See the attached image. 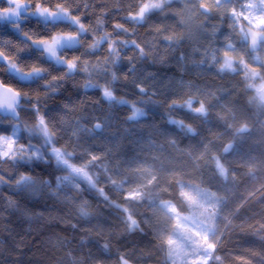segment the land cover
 I'll use <instances>...</instances> for the list:
<instances>
[{
    "label": "trees",
    "instance_id": "16d2710c",
    "mask_svg": "<svg viewBox=\"0 0 264 264\" xmlns=\"http://www.w3.org/2000/svg\"><path fill=\"white\" fill-rule=\"evenodd\" d=\"M12 1L63 10L85 31L31 15L0 22V57L39 73L23 81L0 60V81L23 97L0 136L20 127L18 145L44 159L0 161L12 180L0 184V264H171L176 219L162 203L190 215L207 199L210 264H264V70L232 17L245 1L173 0L142 23L133 16L151 0ZM58 34L79 40L59 64L33 44ZM189 100L205 115L183 109ZM39 129L46 146L25 139Z\"/></svg>",
    "mask_w": 264,
    "mask_h": 264
},
{
    "label": "rangeland",
    "instance_id": "374dc122",
    "mask_svg": "<svg viewBox=\"0 0 264 264\" xmlns=\"http://www.w3.org/2000/svg\"><path fill=\"white\" fill-rule=\"evenodd\" d=\"M8 7L3 10L0 14L1 23H12L15 20H20L24 15L36 16L44 24H55L59 20H70L79 30V34H82L85 30L81 21L70 17L63 10L56 11L51 15L50 19H45L46 15L49 13L48 10L35 9V11L30 10L25 4H15L12 6V0H6ZM198 2L202 0H197ZM245 2L239 6L237 12L234 10L232 17L236 23V27L239 29L242 37L248 41V35L244 28L251 29L253 32L257 33L260 37L261 43H263L262 48L258 53L252 58L253 64L257 66V70L263 68L264 70V0H244ZM173 2V0H151L143 5L138 14L133 16V20L137 23H142L145 15L151 13L154 10H159L162 8L164 3ZM79 40L73 35L58 34L55 38L47 41H36L33 42L36 48L41 49L47 58L51 59L53 62L59 64L60 60V50L64 47H68L71 44H78ZM0 60L7 66L9 73L15 75L23 81L36 79L39 75L37 72L25 74L17 65L12 63L7 58L0 57ZM234 62L227 59L224 64L225 70H234ZM245 65L244 60L241 61ZM260 66V67H259ZM263 66V67H261ZM260 72L255 71L253 74L261 79ZM260 88H264V77L260 81ZM195 102L189 100L187 103L181 105L183 109L192 111L194 114L205 115V109L200 106L199 109H195ZM133 112L137 116H142L143 112L138 110L136 107L132 108ZM173 122V121H172ZM13 131L8 136H0V161L7 164L9 167H15L16 169H21L22 167L43 164L44 159H41L38 149L31 146L22 147L18 145L21 136V128L14 126ZM25 139L32 141L36 145L46 146L47 138L43 134L41 129L39 130H29V132H23ZM25 152V153H24ZM51 154V153H50ZM56 156L54 153L51 156ZM19 169L17 171H19ZM15 182H25L30 183L28 177H20L18 179L17 175H14ZM7 182L12 183L6 179V176L0 172V184H5ZM199 205H204L206 207L203 212L192 211L190 215H181L177 211L176 207L171 203H162L163 207L176 219V226L168 245L169 253L168 260L171 264H210L212 261V256L215 252V247L210 244L213 239V223L211 218L215 211V206L211 205L210 199L203 202L197 203ZM125 264H129L125 262Z\"/></svg>",
    "mask_w": 264,
    "mask_h": 264
},
{
    "label": "water",
    "instance_id": "95a60500",
    "mask_svg": "<svg viewBox=\"0 0 264 264\" xmlns=\"http://www.w3.org/2000/svg\"><path fill=\"white\" fill-rule=\"evenodd\" d=\"M16 4V1H13L12 6ZM200 11L209 14L208 9L204 6L200 7ZM46 18H50V15H46ZM249 33V48L252 53L258 52L261 48V43H259V38L256 36V33L252 30L248 31ZM263 96H264V90H263ZM105 97H108V93L105 94ZM23 100V97L21 94L17 91H15L10 86H5L0 81V117L3 119H12L15 122L19 121V111L18 108L21 105ZM96 130L99 132L102 130V126L99 124H96ZM230 150V147L227 146L225 148V152L228 153Z\"/></svg>",
    "mask_w": 264,
    "mask_h": 264
},
{
    "label": "flooded vegetation",
    "instance_id": "af4514ba",
    "mask_svg": "<svg viewBox=\"0 0 264 264\" xmlns=\"http://www.w3.org/2000/svg\"><path fill=\"white\" fill-rule=\"evenodd\" d=\"M244 30H245V31H249V30H248V29H246V28H244ZM256 36H257V37L259 38V40H260V37L258 36V34H257V33H256ZM259 43H261V41H259ZM262 45H263V43H261V48H262ZM261 48H260V49H261ZM259 51H260V50H259ZM259 51H258V52H259ZM256 53H257V52H256ZM254 54H255V53H254Z\"/></svg>",
    "mask_w": 264,
    "mask_h": 264
}]
</instances>
